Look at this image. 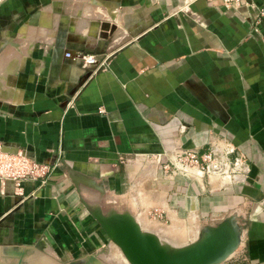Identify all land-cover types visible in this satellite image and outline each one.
Segmentation results:
<instances>
[{
	"label": "crops",
	"instance_id": "crops-1",
	"mask_svg": "<svg viewBox=\"0 0 264 264\" xmlns=\"http://www.w3.org/2000/svg\"><path fill=\"white\" fill-rule=\"evenodd\" d=\"M209 144L243 153L250 180L163 173L175 151ZM0 145L58 161L42 184L0 180L3 260L36 248L85 262L110 242L88 210L99 203L176 246L234 214L241 243L221 264H264V0H0Z\"/></svg>",
	"mask_w": 264,
	"mask_h": 264
},
{
	"label": "water",
	"instance_id": "water-1",
	"mask_svg": "<svg viewBox=\"0 0 264 264\" xmlns=\"http://www.w3.org/2000/svg\"><path fill=\"white\" fill-rule=\"evenodd\" d=\"M1 150L11 154L19 152V148L8 145L1 146ZM69 177L77 188L82 184L103 192V186L92 177L75 171H70ZM88 210L129 264H221L241 243L242 229L234 214L214 225L201 227L193 241L176 246L144 229L128 210H105L99 203ZM96 256L94 253L88 259L94 260Z\"/></svg>",
	"mask_w": 264,
	"mask_h": 264
},
{
	"label": "built area",
	"instance_id": "built-area-1",
	"mask_svg": "<svg viewBox=\"0 0 264 264\" xmlns=\"http://www.w3.org/2000/svg\"><path fill=\"white\" fill-rule=\"evenodd\" d=\"M221 1L224 7L240 2ZM65 56L82 61L86 67H92L99 61L96 55L83 52L67 51ZM161 158L158 156V160ZM57 165L58 161H36L20 151L17 154L4 152L0 145V180L13 181L18 187L26 180L44 183ZM162 169L165 175L181 174L195 179L213 176L222 178L227 184L247 183L251 177L250 164L243 153L238 152L235 147L213 144H209L202 152L197 149H179L162 161ZM146 214L153 220L165 219V211L159 207L149 208Z\"/></svg>",
	"mask_w": 264,
	"mask_h": 264
},
{
	"label": "rangeland",
	"instance_id": "rangeland-1",
	"mask_svg": "<svg viewBox=\"0 0 264 264\" xmlns=\"http://www.w3.org/2000/svg\"><path fill=\"white\" fill-rule=\"evenodd\" d=\"M71 5L70 4H64L62 6V12L65 14L72 12L73 10L70 8ZM76 10V9H74ZM61 11V10H60ZM66 13V14H67ZM108 207V205H107ZM166 219L162 220V222L165 223ZM169 224V221H168ZM193 226V221L189 220V221H185L182 223V225L175 227L173 229V231H175L174 233H188L189 231L192 230ZM182 229V232H177V230ZM185 231V232H184ZM161 237L163 239H165L166 241V236L162 233H160ZM162 239V240H163ZM33 253H30V256L28 258H26L25 260H17V259H13V260H3L2 254H0V264H65L66 261H64L63 259H59V258H55L46 254H36V252L41 253L40 250L36 251V248H32L31 249ZM106 257V258H105ZM122 255L120 249L114 245L111 241L109 242V244L107 246H105L103 248V250L101 249L99 251V253H97V256L94 260H89L87 259L85 261L86 264H128L125 262V258ZM84 261L83 260H75L74 262H71L69 264H83Z\"/></svg>",
	"mask_w": 264,
	"mask_h": 264
},
{
	"label": "bare ground",
	"instance_id": "bare-ground-1",
	"mask_svg": "<svg viewBox=\"0 0 264 264\" xmlns=\"http://www.w3.org/2000/svg\"><path fill=\"white\" fill-rule=\"evenodd\" d=\"M95 258H96V257H95ZM105 258H106V257H105ZM124 258H125V257H124ZM124 258H123V259H124ZM124 260H125L126 263H128L126 259H124ZM128 264H129V263H128Z\"/></svg>",
	"mask_w": 264,
	"mask_h": 264
}]
</instances>
